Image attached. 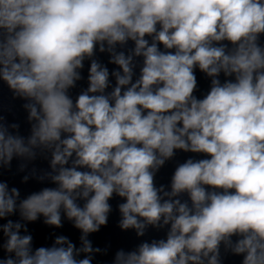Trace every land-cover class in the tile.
<instances>
[{"label":"clouds","instance_id":"clouds-1","mask_svg":"<svg viewBox=\"0 0 264 264\" xmlns=\"http://www.w3.org/2000/svg\"><path fill=\"white\" fill-rule=\"evenodd\" d=\"M262 38L264 0H0V264H93L114 196L121 231L164 236L111 264H264ZM178 152L192 155L158 186ZM6 172L48 186L22 197ZM41 219L70 222L79 246L55 232L36 244Z\"/></svg>","mask_w":264,"mask_h":264},{"label":"water","instance_id":"water-1","mask_svg":"<svg viewBox=\"0 0 264 264\" xmlns=\"http://www.w3.org/2000/svg\"><path fill=\"white\" fill-rule=\"evenodd\" d=\"M264 39V38H262ZM99 58L108 66L109 70L112 71L116 66L112 64H108V56L107 54H99ZM83 76L85 77V81H81V86L86 87V78L88 74V64H85V68L83 69ZM112 79V83L114 84V78ZM198 79V88L201 92L206 91L208 89V80L203 76V74L197 72ZM200 95V92L197 93ZM3 103L5 106V114L9 122L19 121L21 123V131L24 134H27L28 125L26 123V115L27 113L20 107L23 103L19 100H12L11 93L8 91L5 86L2 91ZM11 107L12 111L9 113L7 109ZM192 154H185L182 152L177 153V157L174 161H170L166 163V165L161 168V170L157 173L156 183L159 186L160 184L170 185L171 175L174 172V167L176 161L183 162V160ZM35 166L39 169H48L49 162L48 160L38 158L33 162ZM18 161L14 160L12 163V171H16ZM31 167V165H30ZM24 173H19L16 175H12L11 173H5L3 179L7 180L10 187L15 186L20 189L21 195L26 196L32 191L39 190L42 186H48L47 182L45 184H40L35 180H29L28 183H21V177ZM123 202L119 197H113L109 203L112 206V212L109 214L108 224L107 226H102L100 231L97 233H93L89 235V239L91 240L93 247H99L101 249L105 248L107 245H111L109 248L107 255L96 254L93 260V264H111V261L114 257V253L119 248H124L125 250H129L135 247L138 243L141 242L142 239H151V238H162L164 236V231H157L155 229H149L148 233L143 238H137L136 234L133 230L121 231L118 227V221L120 219V213L118 210V204ZM18 216H13L12 219H18ZM30 232L34 236V242L38 245L50 243L51 237L50 233L55 232L57 235H65L68 236L74 243L79 246V230L75 229L70 222L64 220L63 227L60 229H51L48 226L42 223V219L40 221L29 223L28 225ZM46 237L48 238L46 240Z\"/></svg>","mask_w":264,"mask_h":264}]
</instances>
